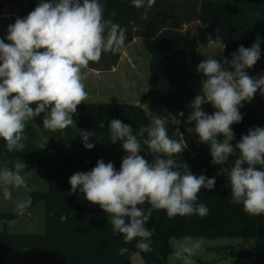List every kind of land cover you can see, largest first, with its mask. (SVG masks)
<instances>
[{"label":"clouds","instance_id":"obj_1","mask_svg":"<svg viewBox=\"0 0 264 264\" xmlns=\"http://www.w3.org/2000/svg\"><path fill=\"white\" fill-rule=\"evenodd\" d=\"M131 2L136 8L146 6L145 0ZM154 4L147 0V7ZM114 16L115 12L105 19L101 0H41L27 16L8 25L7 36L0 38V140L8 153L25 149L26 125L41 114L43 127L52 132L75 124L78 105L88 98L83 70L105 53L118 54L125 47L126 29L113 21ZM225 47L222 43V51ZM260 57L258 36L251 47L240 45L230 59L200 62L196 71L203 73L201 88L189 104L186 120L189 125L195 122L192 129L199 143L210 146L211 163L222 166L216 175L227 178L231 202L242 205L250 216H264V127L250 128L234 146L232 125L242 122L244 102L250 103L258 90L264 95V75L253 77L247 71ZM205 104L215 111L206 113ZM109 131V142L120 141L126 153L119 170L100 159L90 171L70 176V194L79 189L84 199L98 205L126 244L139 238L137 249L153 250V233L146 227L153 211L163 210L169 218L208 215L198 195L202 189H214L216 179L193 174L186 162L175 158L187 143L169 136L163 118L153 116L151 126L136 131L113 119ZM79 135L86 149L94 148L89 142L94 131L80 130ZM142 151L153 155L152 162ZM11 163L0 168V191L6 200L12 199L13 189L27 187L22 175L26 164L20 159ZM145 204L146 209L141 207ZM31 205V197L18 201L14 212L23 216ZM60 219L66 221L67 216ZM202 246V238L185 236L174 245L173 255L183 264H195L193 256ZM128 251L122 247L118 255Z\"/></svg>","mask_w":264,"mask_h":264},{"label":"trees","instance_id":"obj_2","mask_svg":"<svg viewBox=\"0 0 264 264\" xmlns=\"http://www.w3.org/2000/svg\"><path fill=\"white\" fill-rule=\"evenodd\" d=\"M17 1V0H14ZM41 0H32L27 14ZM47 2V0H45ZM104 5L105 19L110 18L126 29L125 47L118 54L105 53L98 63L89 67L96 71H111L119 63L123 51L135 38H141L150 54L149 70L152 88L144 93L138 104L129 102H84L78 105L73 119L75 124L63 131L52 132L43 127V114L29 121L26 125V147L23 151L8 153L0 140V168L12 167V161L20 159L26 169L35 167L46 171L48 188L33 191L32 205L23 216L14 211H0V222L4 229L0 231V264H129L132 257L139 253L145 264H168V256L174 252L170 245L172 238L185 236L216 238H246L253 241L254 250L238 251L233 249L231 256L253 258L254 264H264V216H250L242 205L231 202V189L227 178L216 175L221 165L211 163L210 146L199 143L194 133L195 122L186 123L190 114L189 104L201 88L202 73L196 71L198 58V40L195 35L184 31V25L199 21L214 43L222 47L223 54L231 58L240 45L251 47L260 38L261 57L255 66L248 69V74L264 70V0H155V4L136 8L131 0H101ZM146 18L141 19L142 16ZM220 40H216V36ZM155 103L166 108L178 120L180 133L187 148L177 160L187 163L189 170L199 176L215 177L214 189H202L198 202L209 208L205 217L197 215L169 218L165 211H153L147 223L153 235L151 252H143L135 247L137 240L125 243L123 235L115 232L108 215L98 205L84 199L83 194H70V176L75 172L90 171L98 160L112 162L119 170L126 153L121 142H109V124L119 119L134 131L142 126H151V120L144 105ZM212 114L215 109L211 104L202 106ZM242 122L232 125L235 134L233 145L250 128L264 127V95L258 90L254 99L244 102L240 108ZM183 113V115H181ZM40 128L56 136H63L72 151L50 163L47 148L33 142L36 129ZM80 130L94 131L90 138L94 148L86 149L79 135ZM149 162L152 154L141 152ZM235 154L230 157L232 164ZM25 169V170H26ZM40 202L44 204L46 229L43 233H12L8 223L24 217ZM145 209L147 204L142 205ZM61 215L67 220L61 221ZM126 247L129 251L118 255V250Z\"/></svg>","mask_w":264,"mask_h":264},{"label":"rangeland","instance_id":"obj_3","mask_svg":"<svg viewBox=\"0 0 264 264\" xmlns=\"http://www.w3.org/2000/svg\"><path fill=\"white\" fill-rule=\"evenodd\" d=\"M14 0H0V38L7 36V27L14 23L17 17L27 16V6L30 0H21L20 9H14ZM205 31L198 35L199 53L203 60L214 58L222 61L223 55L220 54L216 47L206 44ZM5 43H9L5 39ZM124 59L115 71H96L90 68L84 69L86 74V90L88 98L84 102H129L135 103V100L141 98L152 88L151 74L149 70V57L145 50L142 40L139 39L124 54ZM115 67V68H116ZM114 68V69H115ZM264 75L263 72L255 74V77ZM146 110L151 120L153 116H159L164 119L166 129L170 137L176 138L183 142L180 133L178 120L166 108L155 103H147ZM36 129V137L33 142L38 146L47 148V159L50 163L55 162L64 155L69 154L72 148L66 143L63 136H56L40 128L36 122H32ZM179 130V132H177ZM175 134V135H174ZM153 156V155H152ZM154 158V157H153ZM25 177L27 187L12 190V199L6 200L0 191V211H14L18 201L28 198L33 191H44L48 188L46 171L42 168L35 167L26 169L22 172ZM4 229V223L0 222V231ZM8 229L12 233H43L46 229V215L43 202H40L33 210L28 212L24 217L8 223ZM182 238H172L170 245H174ZM202 238V248L193 256L195 264H254L253 258L244 256L228 255L230 251L252 252L254 250L253 241L246 238ZM129 264H144L139 253ZM168 264H183L173 253L168 256Z\"/></svg>","mask_w":264,"mask_h":264},{"label":"crops","instance_id":"obj_4","mask_svg":"<svg viewBox=\"0 0 264 264\" xmlns=\"http://www.w3.org/2000/svg\"><path fill=\"white\" fill-rule=\"evenodd\" d=\"M20 2H21V0H17V1H15L14 3H13V5H14V9H20L19 8V4H20ZM32 2V0H30V3ZM30 3H29V5H30ZM29 5L26 7L27 8V10H28V7H29ZM184 31H186V32H189V33H191L192 35H195L196 37H197V40H198V35L200 34V33H203L204 31H205V41H206V44L208 45V46H211V47H216L217 49H218V51L220 52V54L221 55H223V58H225V56H224V54H223V51H222V47H221V45L220 44H218V43H214L213 41H211V42H209V36L207 35V33H206V30H205V28H204V26L199 22V21H193V22H191V23H188V24H185L184 25V29H183ZM139 39H141V38H135L134 40H133V42L132 43H130L127 47H126V49L123 51V54L134 44V43H136L137 41H139ZM142 40V39H141ZM142 43H143V40H142ZM143 46H144V44H143ZM145 48V47H144ZM198 48H199V41H198ZM146 50V49H145ZM147 51V50H146ZM222 51V52H221ZM123 54H122V57H121V59H120V61H119V63H118V65H117V67H119V65L121 64V62L123 61V59H124V56H123ZM197 54H198V58H199V60H200V62H202L203 61V59H202V57L200 56V53H199V50L197 51ZM147 56L149 57V62H150V54L147 52ZM223 58H222V60H223ZM117 67L115 68V69H113L112 71H115L116 69H117ZM112 71H108V72H112ZM264 70H262V71H259V72H263ZM259 72H257V74H259ZM202 77H203V73H202ZM139 101H140V99H139ZM139 101L138 100H135L134 102V104H138L139 103ZM144 108L146 109V105H144ZM136 255L137 254H135L133 257H132V261L134 260V258L136 257ZM145 264V263H144Z\"/></svg>","mask_w":264,"mask_h":264}]
</instances>
